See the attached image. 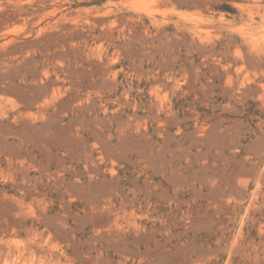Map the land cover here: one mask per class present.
I'll return each mask as SVG.
<instances>
[{
    "label": "rangeland",
    "instance_id": "rangeland-1",
    "mask_svg": "<svg viewBox=\"0 0 264 264\" xmlns=\"http://www.w3.org/2000/svg\"><path fill=\"white\" fill-rule=\"evenodd\" d=\"M30 228L41 264H264V0H0V239Z\"/></svg>",
    "mask_w": 264,
    "mask_h": 264
},
{
    "label": "bare ground",
    "instance_id": "bare-ground-1",
    "mask_svg": "<svg viewBox=\"0 0 264 264\" xmlns=\"http://www.w3.org/2000/svg\"><path fill=\"white\" fill-rule=\"evenodd\" d=\"M31 229L26 230V235L23 238L0 239V264H41V262H45L47 251L39 241L32 240L38 238V232H35L36 235H33L32 239H27L31 236L29 233Z\"/></svg>",
    "mask_w": 264,
    "mask_h": 264
}]
</instances>
